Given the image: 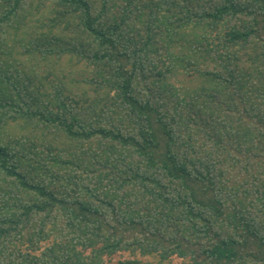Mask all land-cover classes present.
<instances>
[{
    "label": "trees",
    "instance_id": "16d2710c",
    "mask_svg": "<svg viewBox=\"0 0 264 264\" xmlns=\"http://www.w3.org/2000/svg\"><path fill=\"white\" fill-rule=\"evenodd\" d=\"M117 252L264 264V0H0V264Z\"/></svg>",
    "mask_w": 264,
    "mask_h": 264
},
{
    "label": "rangeland",
    "instance_id": "374dc122",
    "mask_svg": "<svg viewBox=\"0 0 264 264\" xmlns=\"http://www.w3.org/2000/svg\"><path fill=\"white\" fill-rule=\"evenodd\" d=\"M51 7L49 6V8H47L46 10H42L43 12L39 15L37 21L35 23H31L30 27L32 28V30L35 31H39L42 27V25H44V22H46L49 17L51 16ZM36 24V26H35ZM35 26V27H34ZM13 56H17L19 51L18 50H14L13 49ZM181 77L177 76L176 80H180ZM138 256V255H137ZM103 261L104 264H116V262L121 261V260H125L130 257V254L128 252H117L111 256H103ZM137 258H141L140 256H138ZM148 258V257H147ZM151 261H154V264H159L158 259H153L152 257H150ZM161 264H190L188 259H181L178 257H170L166 260H164L163 262H160Z\"/></svg>",
    "mask_w": 264,
    "mask_h": 264
}]
</instances>
